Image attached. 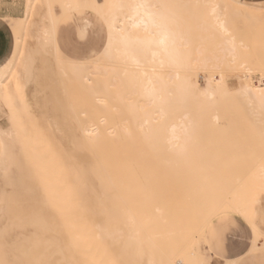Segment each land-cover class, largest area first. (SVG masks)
Instances as JSON below:
<instances>
[{
	"label": "bare ground",
	"instance_id": "1",
	"mask_svg": "<svg viewBox=\"0 0 264 264\" xmlns=\"http://www.w3.org/2000/svg\"><path fill=\"white\" fill-rule=\"evenodd\" d=\"M40 1L42 0L26 1L28 4L26 3L25 24L21 29L25 36L30 33L29 17L36 3ZM44 1L48 3L49 0ZM230 1L233 4L252 8L251 11L255 9L257 12H264V6H262L264 3H252L244 0ZM60 4L64 11L67 9H93L106 22L109 31L105 54L112 56L117 53L122 61L135 68H141L142 72L139 76L130 72V74L123 75V71L120 70L122 73L120 75V77L122 76L120 78L121 83L128 89H110L111 84L104 85L103 89L102 87L101 89H88L89 87L85 86L78 77L77 81L81 93L78 97V103L73 104V111L71 110L73 112V129L71 128L73 130V155H71V163L66 164L52 143H48L46 140L41 143V146L37 145V149L40 147L42 150L41 153L36 152L28 155V161L33 166V170L40 172L37 178L41 179L44 185V198L51 208L49 216L46 217V209L39 207L42 201L39 203L36 200L33 207L37 205V210L27 209L24 214L23 222L34 227L35 238H37L33 242L38 252L35 254V260L42 264H51V258L54 254H59L61 258H69V264H144V260L147 264H173V258L181 255L185 264H198L197 253L188 251L183 240L178 242L169 253L166 254L167 250L165 249V252L157 254L155 248L157 237L155 235H173L180 232L185 236L189 230L186 231L184 225L185 216L193 212L194 208L176 207L173 204L166 205L169 197L159 195L160 189L165 185L164 180L158 176L160 173L152 168L146 169L144 170V178H140L138 167L140 170L143 167L138 166L141 160L138 161L136 157L137 155L143 157V153L146 152H170L180 157L179 159L167 160L169 166H179L177 171L172 168L170 172L176 176L180 173L190 174L192 168L188 163L189 156L195 151L202 153L208 148L211 142L207 141L209 135L207 137L204 134L219 131L221 128L216 129L215 126L220 124L222 119L227 118L235 122L243 120L249 123L264 121V86L256 87L245 82L232 90L225 75L220 74L217 80L210 76L207 85L201 89L197 75L190 71L195 69L197 65H195V56H193L195 43L188 22L191 19L194 20L196 13L200 12L198 7H203V12H200L202 15L198 19L202 21L203 29L206 32L214 31L218 34L221 32L228 36L225 37V52L232 55L233 58H236L238 47L242 46V42L239 43L240 45L236 42L237 37L233 34L234 27L231 23L234 17L243 15V13L230 10L223 1L215 2L214 0H60ZM51 11L49 8V17L54 22L55 17ZM252 12L254 13V11ZM252 15L248 14L246 18L256 20L257 18ZM53 25L54 28L45 27L39 32L38 38L42 41L43 46L49 44L55 36L56 25L55 23ZM22 39L23 35H16L17 46L19 43L21 44ZM198 50L196 49L197 53ZM225 52L223 50V53ZM198 55L203 56L200 52ZM62 56L64 55L62 54ZM14 58L12 59L15 60ZM101 58L104 57L101 56ZM114 58L116 59L115 62H119L117 57ZM54 59L56 58L54 57ZM28 60L34 62L33 58L29 57ZM82 64L85 66L86 63ZM89 65L91 67V64ZM60 66L62 69V65ZM60 66L57 68L58 70H60ZM148 66L151 70L159 67L170 70L172 73L148 72L146 70ZM31 68V64L25 65V71L23 70L21 74L26 75L27 82L31 78ZM66 69L64 70L66 71ZM64 70L60 73H64ZM138 72L140 73V71ZM87 73L85 75H90ZM13 74L14 77H17L20 72L11 64L0 68V113L1 107L4 106L2 102H4L12 110V123L10 124L17 128L16 126L21 124V121L17 119L21 112L19 114L18 112L20 109L26 108L27 103L23 97L25 95L18 96L21 90H16L18 91L17 95V92L15 93L7 86L9 76ZM69 76L71 77L68 78L74 77L72 74ZM80 77L83 79L82 75ZM113 77L109 78L110 82ZM105 78L100 79L103 81ZM30 83L32 84V82ZM131 95L132 99L129 97ZM143 100L146 102L145 105L141 104ZM190 106L197 110L194 117L184 113V110ZM21 111L26 113L27 109ZM126 113L129 117L127 118L128 123H124L122 120L123 114L126 115ZM184 115H187L186 118H182ZM28 120L30 121L31 118ZM58 129H53V131H58ZM45 130L47 131L48 128ZM22 131L20 135L23 134ZM57 133L55 132V134ZM17 134L18 131L16 132L15 129L5 131L0 127L2 141L0 166H6L7 163L11 162L14 156L11 150V142L21 140L19 135V137H15ZM25 146L27 144L23 147ZM68 148L63 149L67 152ZM202 161L203 159L198 164L199 166L193 165L201 170L191 166L194 168L193 171L197 170V173L203 171L201 177H195L198 183L188 188L189 194H193L191 198L194 197L195 193H201L198 195L203 197V192L207 194L206 197H209L210 192L213 194V190L217 187L220 188L221 178L226 181L227 178L225 179L223 175H226L232 168L230 166V170L226 173H223L225 170L223 169L222 174L217 172L221 169H216L217 171L211 173L213 167L206 172V169L202 170L201 167H205L203 163L205 162L206 165L207 162L202 163ZM142 162L144 163L145 160ZM220 176L221 178H219ZM224 183H221L222 186ZM226 187L222 188L227 189ZM217 190L219 191V189ZM189 194L185 195L188 196ZM159 196L162 199L158 198ZM222 198L223 196L220 198L219 195L218 200H211L206 211H211L219 206L225 212V208L239 209L242 205V201L232 200L227 203L224 199L226 205ZM154 202L157 205L155 204L153 207ZM150 207H153L155 211L149 217L147 213ZM10 212L14 213L11 209ZM198 213L203 214V212ZM200 216L202 215L200 214ZM199 219L195 223L201 224ZM20 222L23 223L21 220ZM192 224L191 226L195 225ZM153 227L158 229L157 234L149 232V229ZM200 227L198 226V228ZM175 264L183 263L178 261Z\"/></svg>",
	"mask_w": 264,
	"mask_h": 264
},
{
	"label": "rangeland",
	"instance_id": "2",
	"mask_svg": "<svg viewBox=\"0 0 264 264\" xmlns=\"http://www.w3.org/2000/svg\"><path fill=\"white\" fill-rule=\"evenodd\" d=\"M26 1L27 0H0V16H9V14L12 13L17 17L5 19V21H7L6 25L9 29L13 41L11 51L5 61L0 64V68H3L4 66L10 64L17 68V71L20 72V77H14V74L9 76L7 86L15 93L17 92V95L18 91L21 90V93L19 92L20 94L18 96L25 95L26 97H23L27 103V107H24V109H20L18 112V114L21 112L17 118L19 121H21V124L16 126L18 129L15 128L13 124H10L12 123L11 108L4 102H2V105H4L5 107H1L2 110L0 113V127L5 131L15 129L16 132L18 131V134L15 137L20 136L19 139L21 138V140L18 139L20 143L18 141L11 142V150L14 153V156L11 162L6 164L7 167L5 165L0 166V264H42L35 260V254L38 252L36 251L37 247H35L33 244V242L37 239L35 238L36 235L34 227L25 224L23 222V218L27 209L37 210V205L33 207V203L36 200L38 202L42 201L41 203L39 202V207L41 206L46 209V217L49 216L51 208L49 206V203L46 202L44 198V185L41 182V179L37 178V176L40 175V172L33 170V166L29 164L28 155L36 152L41 153L42 150L40 149V147L37 149V147L41 146V143L46 140L48 143H52L55 150L64 158L66 164L71 163V155H73L72 111L73 104L78 103V97L81 93L80 86L78 85L77 81L78 77L81 79V82L85 86L89 87L88 89H101V87L103 89L104 85L108 84H111L112 88L110 87V89H128L121 83L120 78L122 76L120 77V75H122V73H120V70L121 72L123 71V75L136 73L135 75L138 74L139 76L142 72L141 68H135L134 66L128 65L126 62L122 61L120 57H118L117 53L116 55L114 53L112 56H107L105 54L108 46L107 43L109 40V31L107 28V24L99 16V14H97L93 9L90 8H84L81 10L67 9L64 11L61 7L60 0H49L48 3L42 0L36 3L35 8L33 9L31 16L29 17L30 33L25 36L21 29L25 24L24 20L26 17V8L28 4ZM214 1H223L228 5V8L230 10L241 11L243 13V15H240L242 17H240L239 15L238 17H234V20L231 23V25H233L234 27L233 34L237 37L236 42L238 43V45H240L242 42V46L238 47L239 50L236 48L238 50L235 56L236 58H233L232 55H229V53L225 52V37L228 36H225L221 32L219 33L222 34V36L214 31L206 32L203 29L202 21L198 20L202 15V13L200 12H203V7H198V9H200V14L197 12L196 16H194L195 19H191L188 22V26H190L192 29L193 41L195 43V51L193 56H195V65H197L195 69H191L190 71L197 75L199 87L203 89L207 85L210 76H213V79L217 80V78L219 79L220 74L225 75L227 83L229 87L232 88V90L238 88L245 82L250 83L251 85H254L256 87H263L264 12H257V10L253 9V13L251 11L252 8L250 9L237 5L235 3L233 4V2H231L230 0ZM49 8L53 11L51 12L55 17L54 22L51 21L49 17ZM238 8H240L241 10ZM63 11L65 14L63 13ZM248 14H253L252 16L256 17L257 19L254 21L249 20L248 18H246ZM16 20H18L19 22ZM52 23H55L56 25V32L54 36L55 38L53 37L49 44L43 46L42 41L38 38L39 32L42 28L45 27L51 29L54 28V25ZM17 24L19 25L18 27ZM17 34L23 35L21 44L19 43L20 45H22L21 47L19 44L18 46L16 45ZM203 34L204 36H202ZM200 46H202L201 49ZM196 49H199L198 51L202 53L203 56L198 55L199 52L197 53ZM223 50L225 53H223ZM62 54L64 56H62ZM101 56L104 58H101ZM13 57H15V60L12 59ZM29 57L33 58V63L28 60ZM54 57L56 59H54ZM114 57H117V61L119 62H115L116 59ZM218 59L219 61H217ZM54 61L55 63H53ZM82 63H86L85 66H83ZM27 64L32 65L31 78L29 82H27V78H25L26 75H21L23 73V70L25 71V65ZM58 64L59 66L62 65V69L61 66L60 70L57 69L59 67L57 66ZM87 64H91V67ZM102 64L104 67L102 66ZM111 64L116 65L112 66ZM149 66L146 68L148 72L155 71L158 73H172L170 70H164V68L159 67L151 70ZM64 69H66L67 72ZM78 69L80 70V72ZM62 70H64V73H60ZM138 71H140V73ZM57 72L60 74V77ZM87 72H89L90 75H85ZM69 74H72V76H74L75 74L76 75L73 78H68L71 77L69 76ZM81 75L83 79L80 77ZM75 77L77 78L75 79ZM99 77H106L105 80L103 79L105 83ZM112 77L113 79L111 83L110 79ZM244 78L246 79L244 80ZM15 80H17L18 82H16ZM85 80H88L89 83L88 81H86V83ZM30 82H32V84ZM16 84H18L19 86L17 85L16 87ZM129 97L130 99H132V95ZM73 101H75L76 103H74ZM141 104L145 105L146 102L143 100L141 101ZM26 109L27 114L21 111ZM194 110L196 109H194L193 106H190L184 110V113H186L188 116L194 117L196 115L195 112H197V110ZM124 114L122 120L124 123H128L127 118L129 117L127 113V116ZM29 116L31 118L30 121L28 120L30 119ZM186 116L184 115L182 116V118H186ZM11 126H13L14 128ZM59 127L60 129H58ZM219 127L221 128L219 131L213 132L212 134H204L205 136L209 135V137L207 136L209 138H207V141L209 143L211 142L210 145L202 153H198L197 151H195V153L189 156L190 158L188 162L190 168H192L190 169L192 170V173H197V170L200 169L197 166H199L198 164L201 163V159H203L202 163L204 161L207 162L206 165L205 162L203 163L205 167H201L203 168L202 170L206 169V172L209 171L211 167H213V169H211L210 171L211 173H213V171L215 172L218 169H221L217 172L222 174L223 169H225L223 170V173H226L232 167L231 170L226 173V175H223V177L225 176V179L227 178L226 181L221 178L222 175L219 177L221 178L220 188L226 187L227 185L226 188L230 189H220L219 187H217L215 190H213L214 192L212 191L215 196H212L213 194L210 192L208 195L209 197H206L207 194H204L203 192V197H200L201 195H198L201 193H195L194 197L191 198L193 194H189L190 191L188 188L191 185L198 183L195 177H201V173H203V171H199V173L197 174H192L191 172L190 174L180 173L177 176L175 174H172V172H170L172 168L173 170L177 171L179 169V166L170 165V167L167 160L179 159V156H175L170 152H146L143 153V157H140L138 155L136 157L138 161L141 160L139 161L138 166L143 167L142 170H140V168L138 167V175L140 178H144V170L146 169L150 170L152 168L160 173L158 174V176L164 180L165 185L162 189H160L159 195H163V197H169L167 200L168 202L165 201L167 202L166 205L173 204L176 205V207L188 206L187 208H194V211L188 213L185 216L184 220L186 231L187 229H189L190 231L193 230L194 232H190L188 230L185 236L180 232H176L173 235H155L157 237L155 241L157 254L159 252H165L166 250L167 252L165 253H169L173 249V247L182 240L186 243L188 251L190 250V252L194 251L197 253L198 264H201L202 261H207V264H237L246 259V257L253 258L259 257L264 254V146H262L261 140V131L264 130V121L249 123L244 122L243 120H238L235 122L225 118L222 119L220 124L215 126L216 129H219ZM46 128H48L49 131H46ZM52 128L54 130L58 129L59 132L53 131ZM22 129L25 133L22 131ZM21 131L25 135H20ZM52 131L54 134L55 132H58L57 134H55V138ZM214 134L218 135L214 136ZM63 142L65 143V145ZM25 144H27V146L23 147ZM66 144L69 145H67L68 147H71L68 148ZM58 146L60 147V149H58ZM63 148H68L66 150L67 152H65ZM223 148L225 150H222ZM1 154L2 141L0 138V158H2ZM141 158L144 159L142 160ZM144 160L145 162L143 163L142 161ZM191 166L196 167L197 170L193 171L194 168ZM230 176L231 178H229ZM223 180L225 181V183L223 182ZM221 183H224L223 186ZM217 189H219V191ZM187 191L188 193H186ZM185 194L189 195L187 196ZM228 194L229 196H227ZM219 195L220 198L223 196L222 200L225 199L227 203H230L232 200L236 202L242 201L241 206H244L243 208H241L240 206V210L234 208H225V212L221 210L219 206L215 208L218 210L213 209L211 211H206V207L208 206L209 202H211V200H218ZM158 198H160V196ZM155 204L156 202L153 203V207L155 206ZM153 207H150L148 211V213H150L149 215L147 213V216L150 217L153 215L155 211ZM198 208L200 209L197 210ZM10 209L11 211H14V213L10 212ZM198 212H203V214ZM212 212L213 215L215 214L214 217L213 215H211ZM200 214L202 216H200ZM199 218L201 219V221ZM198 219L199 223L201 224H198V222L196 223L199 227L201 226L200 228H198L195 223V221H198ZM20 220L23 223H21ZM19 222L23 226L21 224L20 226ZM192 223L195 225H193ZM191 224L193 226H191ZM194 226L197 228H195ZM149 232L152 234H157L158 229L153 227L149 229ZM166 236L168 237V239ZM252 246L254 247V249ZM180 256L181 255L175 256L173 258L174 261L172 260V263L175 264L176 262L181 261L183 264H185L182 256ZM241 256H245V258L243 257L238 261L237 259ZM60 258L61 256L59 254H54V256L51 258V264H56L58 261L59 262L57 264H69V258H61L62 261ZM231 261H233L234 263ZM143 263L147 264L145 260Z\"/></svg>",
	"mask_w": 264,
	"mask_h": 264
},
{
	"label": "crops",
	"instance_id": "3",
	"mask_svg": "<svg viewBox=\"0 0 264 264\" xmlns=\"http://www.w3.org/2000/svg\"><path fill=\"white\" fill-rule=\"evenodd\" d=\"M247 2L252 3H264V0H244ZM8 18H17L14 14H9V16H0V64L5 61V59L8 57L11 47H12V37L9 32V29L6 25L5 19ZM245 258V256H241L237 260L239 261L242 258ZM237 264H264V254H262L259 257H246L243 261L237 263Z\"/></svg>",
	"mask_w": 264,
	"mask_h": 264
},
{
	"label": "snow or ice",
	"instance_id": "4",
	"mask_svg": "<svg viewBox=\"0 0 264 264\" xmlns=\"http://www.w3.org/2000/svg\"><path fill=\"white\" fill-rule=\"evenodd\" d=\"M262 146H264V130L261 131ZM201 264H207V261H202Z\"/></svg>",
	"mask_w": 264,
	"mask_h": 264
}]
</instances>
